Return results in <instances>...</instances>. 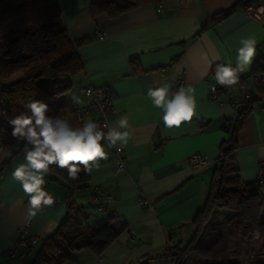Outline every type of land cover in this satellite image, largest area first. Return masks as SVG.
Segmentation results:
<instances>
[{"label":"crops","instance_id":"crops-1","mask_svg":"<svg viewBox=\"0 0 264 264\" xmlns=\"http://www.w3.org/2000/svg\"><path fill=\"white\" fill-rule=\"evenodd\" d=\"M90 1L57 0L69 37L87 39L78 48L83 70L70 77L65 98L69 107L78 108L79 124L75 126H80L87 119L98 118L92 109L81 114L89 102L81 87L91 84L107 88L113 99L109 124L115 126V121L127 117L129 140L122 146L125 170L116 172L111 148L103 142L108 159L99 161L98 168L93 167L88 186L74 194L76 205L84 208L90 225L109 223L120 233L100 260L89 250L75 252L74 256L78 264H139L161 253L167 236L172 243H185L186 237L190 238V220L205 200L213 171L221 162L222 142L230 136L223 126L229 125L235 114L227 93L211 95L209 64L231 60L235 66L241 38L252 36L257 41V56L246 71L249 73L256 59L264 55V14L254 18L238 7L199 32L208 18L231 9L238 0H156L115 18L92 16ZM260 1L264 5V0ZM97 31L104 38L99 39ZM135 64L137 72L132 69ZM20 76L13 74L5 83ZM179 77L195 89L197 117L179 129H168L160 119L161 110L152 105L146 93L149 87L163 83L174 88ZM246 81L253 89L252 78ZM233 91L243 94L239 87ZM73 95L83 102L72 103ZM237 143L229 161L237 168L241 182H253L264 165V100L256 102L245 116ZM23 148L0 177V264L30 262L26 259L37 246L23 258L8 254L26 220L28 232L39 243L67 213L65 185L46 176L44 187L55 203L42 206L34 217L29 215L28 197L11 176L13 168L24 162ZM194 154L206 162L196 171L188 162ZM93 193L117 214L116 219L107 222L97 213L89 201ZM259 196L264 198V185ZM128 230L134 232L132 239ZM149 264L167 262L152 258Z\"/></svg>","mask_w":264,"mask_h":264},{"label":"trees","instance_id":"trees-1","mask_svg":"<svg viewBox=\"0 0 264 264\" xmlns=\"http://www.w3.org/2000/svg\"><path fill=\"white\" fill-rule=\"evenodd\" d=\"M151 1L156 0H91L90 13L92 16L105 14L108 18H115ZM251 1L253 0H238L231 9L208 18L199 32ZM28 31L37 34L36 49L40 52L25 59L14 49L13 42L24 40ZM0 34H4L0 41V149L11 150L12 153L10 158H4L0 153L1 177L12 158L24 146L23 142L11 136L12 129L8 124L12 116L25 110L24 104L32 99L42 100L49 105V116L70 119L74 126L79 124L78 108L69 107L65 93L70 88V77L83 70L78 48L87 39L73 40L69 37L61 20L57 0H0ZM132 69L133 72L139 70L136 64ZM214 69L215 66H212L210 76L215 83ZM16 72L21 76L5 83ZM249 76L253 80V89L247 85ZM235 87L248 95L244 100L246 107L237 120L223 126L230 136L222 142L221 162L213 171L205 200L190 220V238L185 243H172L170 236H167L162 252L147 257L139 264H149L152 258L164 259L167 264H243L237 259L238 251L234 254L226 252L229 245L221 236L210 244H199L205 228L215 220L218 213L225 216L227 225L238 234L249 229L260 231L261 236L255 239V244L247 252L244 264H264V244H260L264 241V198L259 196L264 180L241 182L237 168L229 161L230 154L238 145V133L245 116L256 102L264 100V61L257 58L249 73L240 75L239 84L231 88L218 85L216 93H228ZM260 171H264V165L260 167ZM47 177L65 185L67 213L52 233L37 242L28 264H78L74 253L81 250L101 255L120 231H115L109 223L90 225L84 208L76 205L74 194L88 186L90 175L81 171L77 180H69L66 169L53 166ZM106 220L108 222L112 219ZM187 258L191 262H187Z\"/></svg>","mask_w":264,"mask_h":264},{"label":"clouds","instance_id":"clouds-1","mask_svg":"<svg viewBox=\"0 0 264 264\" xmlns=\"http://www.w3.org/2000/svg\"><path fill=\"white\" fill-rule=\"evenodd\" d=\"M264 14V5L258 9L257 18ZM240 47L236 49L235 66L231 60L218 63L214 69L215 85L231 88L240 82V75L245 73L257 56L255 37L241 38ZM211 63L209 70H211ZM207 74V73H205ZM91 95L92 90L88 89ZM146 98L161 110V121L165 128L179 129L185 123H191L197 117V100L192 86H180L175 91L169 83L149 87ZM83 101L73 95L72 103L79 105ZM24 111L8 120L11 136L24 143V162L17 164L12 172L13 179L19 182L28 197L29 215L35 216L42 206H52L54 197L45 189V177L55 166L66 169L69 180H77L81 171L91 174L93 167H99V161L107 160L108 148L122 150L129 140V121L122 117L115 121V126L107 122L100 124L92 119L82 125L74 126L61 116H49V105L42 100L32 99L24 104ZM106 129V131H105ZM120 145L121 147H117ZM4 158H10L11 150L0 149ZM260 231L252 233L259 239Z\"/></svg>","mask_w":264,"mask_h":264},{"label":"built area","instance_id":"built-area-1","mask_svg":"<svg viewBox=\"0 0 264 264\" xmlns=\"http://www.w3.org/2000/svg\"><path fill=\"white\" fill-rule=\"evenodd\" d=\"M262 6L261 1H251L248 4L242 7V10L249 14L250 16L257 18L258 9ZM261 16V14H260ZM97 37L99 39L104 38V34L100 31H97ZM262 61H264V55L261 56ZM214 82L209 84V90L212 96L216 93V88L218 85H215V90H213L212 86ZM180 86H186V81L183 77H179L176 79L175 87L172 88L173 91L178 89ZM91 89L92 94H87V90ZM81 92L89 98L88 106L81 109V114H86L89 109L95 110L98 113V118L95 120L96 122L103 124L104 122L109 123L108 115L112 112V96L109 95V91L104 87H95L91 84H86L81 87ZM228 102L233 105L235 110L239 108L242 104H244V100L248 98L247 94H235L233 90H230L228 93ZM106 131V129H105ZM117 147H121L117 145ZM110 153L114 157V165L116 172H121L125 170V164L123 160V150L117 152L116 148H111ZM188 162L194 171L202 168L206 165L205 160L199 155L194 154L189 157ZM255 180L262 181L264 180V171H259L256 175ZM89 201L95 205L96 211L99 215L104 216L106 218L116 219L117 214L111 211L106 205L105 201L101 200V198L93 193L89 197ZM129 237L132 239L134 237V232L132 230H128ZM38 239L31 235L28 232V220H26L22 226L19 228V235L16 242L13 244L11 249L8 251L10 257L17 256L19 258H23L27 256L31 252H33L35 246L37 245ZM98 256V260H100V255Z\"/></svg>","mask_w":264,"mask_h":264},{"label":"rangeland","instance_id":"rangeland-1","mask_svg":"<svg viewBox=\"0 0 264 264\" xmlns=\"http://www.w3.org/2000/svg\"><path fill=\"white\" fill-rule=\"evenodd\" d=\"M2 30V29H1ZM27 37L24 40H16L13 42L14 49H16L17 53L22 57L32 58L35 55L39 54L40 51L36 49L38 45V38L37 34L28 31L26 33ZM4 37V34H0V41ZM20 73H14V76L19 75ZM9 80V79H8ZM7 81V80H6ZM226 210V209H222ZM254 232L253 229H249L248 231L244 232L243 234H238L233 229H231L227 225V221L225 216L221 213L216 215L214 221H212L204 230L203 234L199 239V244L207 245L210 244L216 237H222L223 240L228 242L229 247L227 248L228 254H234L236 251L239 252L237 259L243 262L246 261L247 252L252 248L255 244V239L252 237V233ZM189 239V236L186 237L185 241ZM261 245L264 244V241L260 243ZM260 246V245H258ZM32 259V255H28L26 261L29 262ZM187 262H191V259L187 258Z\"/></svg>","mask_w":264,"mask_h":264},{"label":"water","instance_id":"water-1","mask_svg":"<svg viewBox=\"0 0 264 264\" xmlns=\"http://www.w3.org/2000/svg\"><path fill=\"white\" fill-rule=\"evenodd\" d=\"M246 107V105L245 104H242L239 108H237L236 110H235V114H234V120H237L238 119V117H239V114L241 113V111L244 109Z\"/></svg>","mask_w":264,"mask_h":264}]
</instances>
